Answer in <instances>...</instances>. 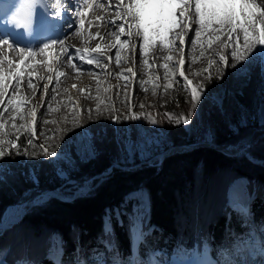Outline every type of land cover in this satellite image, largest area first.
<instances>
[{"label": "trees", "instance_id": "1", "mask_svg": "<svg viewBox=\"0 0 264 264\" xmlns=\"http://www.w3.org/2000/svg\"><path fill=\"white\" fill-rule=\"evenodd\" d=\"M261 77L262 65L258 62L245 85L234 87L227 81L222 103L205 94L206 99L202 98L199 106L193 107L202 118V129L212 127V141L226 147L233 140L240 147H246L242 138L249 131L252 142L248 149L252 155L263 159L264 130L261 125L254 123L248 131L242 130L238 134L232 128L241 111L254 110ZM180 81L183 83V79ZM177 96L191 107L185 96L179 93ZM160 119L171 144L187 145V149L175 150L153 163L141 162L135 169H125L116 165V159L122 157L121 129L110 120L101 129L103 136L97 134L94 137L93 142L99 150L96 155L89 159L75 155L71 177L80 183L94 178L98 183L94 190L78 194L72 200L51 195L50 199L33 204L37 193L49 189L59 191L63 185L51 160L41 158L39 182H35L22 162H14L9 155L0 158V164L4 165L0 171V252L6 251V257L12 262L24 257L37 263L47 262L50 261L47 253L53 235L58 234L66 253L85 237L92 236L93 244L101 243V240L110 242L118 256H127L131 247L132 216H124L123 223H119L114 209L122 206L131 191L141 187L148 191L151 215L168 231L159 239L161 249L165 247L172 254L175 247L202 249L206 242L213 246L221 238L225 223L236 233L251 228L250 221L229 202V185L240 176L248 177L249 189L256 196L253 216L264 224V164L252 161L246 154H227L205 143L191 147L203 138L182 125L173 124L163 115ZM131 128L134 135L138 134L137 119L132 120ZM16 137H19L17 142L25 144L23 135ZM104 171L108 173L99 181L98 174ZM25 202L31 209L20 220L3 228L6 208ZM127 205L126 209L132 215L133 205L129 202ZM107 213L112 217L111 229L104 225L103 217Z\"/></svg>", "mask_w": 264, "mask_h": 264}, {"label": "rangeland", "instance_id": "2", "mask_svg": "<svg viewBox=\"0 0 264 264\" xmlns=\"http://www.w3.org/2000/svg\"><path fill=\"white\" fill-rule=\"evenodd\" d=\"M75 1V0H74ZM81 1V0H80ZM107 9L111 8L109 5L104 4ZM264 6V4H262ZM85 5L81 7V10H84ZM112 9H114L112 7ZM115 10V9H114ZM75 11V10H74ZM106 12V10L104 11ZM179 15V13H177ZM193 19H195L193 17ZM93 23H90V28L92 27ZM198 27V25L191 24V29L193 31H189L188 35L184 37L185 40V46L183 49V53H181L179 41H177L176 45L174 46L172 51H169L167 48V55L172 56V60H164L161 64V67H163V64L167 63L169 65V72L175 73L174 75H170L169 72H166L165 69L162 73H160L157 70H154L152 72L147 71V67L142 68L141 71L144 73L143 76L140 79H136L135 74L131 78V76L128 74L125 79V90L123 92H119L117 88L120 86L118 79L114 75H109V86L108 91L102 94L101 101L99 103H96V105H88L89 111H92L93 109H96L99 113L97 116H95L92 120H87L84 114V111L81 107V98H75L72 100V110H74V121L72 122L69 127H67L66 118H63V115L61 113H58L59 119L57 121H52L51 127L54 129H48L44 128L41 132L37 131L35 128V138L33 140V137L31 134L27 132V130L21 131L20 129L23 128L24 125L28 124V121L24 118L29 119V116H23L24 118H21L20 113H29L30 112V99L26 96V89L27 85L25 86L23 81L18 88H16V94L19 97L24 98L25 104L20 109V112L18 113L13 108H9L8 111L0 113V120H2L4 123L8 125L5 129V133L0 134V139H15V136L17 134L23 135V140L25 141V144H20L17 142L21 149L20 154H16L15 152H12L9 154L10 158L16 163L23 164V166L28 167L30 176L35 182H39L38 177V170L40 167V160L42 157L51 160V162H54L56 165V173L57 175L63 179V185L60 188V193L67 190L74 191L78 188L76 184L79 182L77 178H72L70 174V170L72 165L74 164L76 160V156L78 155L81 159H89L91 157H94L96 153L99 151L97 145L93 142L95 135H101L103 136V133L101 129L108 121H114V119H118V122H115L120 126V132H119V138L122 142V149L120 155L122 157L117 158L118 162L116 161V165H119L125 169L133 168L140 166L141 162L148 161L150 163H153L154 160L159 157L158 155L167 149L173 147L171 144V140L169 139L168 131L167 129H162L161 127V119L160 117L163 115L166 117L167 120L172 122L173 124L182 125L187 131H191L193 134L197 135L199 138H203L199 144L203 143H209L210 140H212V127H206L205 129H202L203 122L201 116H199L198 109H194L193 106L196 105V107L199 106V101L202 99H199V101L194 105L192 101L191 94L188 90H186L183 86V83L180 81V79H183L179 76V71L183 70L185 72V75L188 77L189 80L192 81V86H202L204 89L203 95L208 94L211 95V97L216 100L218 103H222V101L225 98L226 95V83L227 81L230 82V84L234 87H238L241 85H245L251 76L252 69L255 67L256 63L260 62L262 65V77L260 79L259 89H258V95L255 100V108L254 110H248L247 112L241 111V113L236 116L234 123L232 124V128L236 134L241 133V131H248L250 126H252L254 123H258L261 125V129L264 130V63H262L260 58H257L252 63H249V61L252 59L251 56H249L247 59L242 61L241 63H236L230 53H231V44L228 40L227 35H222L221 40L213 43V45L209 48L206 43L202 42L198 43L194 48L191 47V40L194 37V29ZM177 32L180 31L179 28L175 29ZM115 31V30H113ZM97 32V31H96ZM95 32V36H96ZM63 35V34H62ZM61 35V36H62ZM65 35V34H64ZM59 36L57 39H65V36ZM90 35L92 37V33L90 32L87 35V39H91L92 43L96 39L94 37L90 38ZM61 37V38H60ZM166 37L169 39L170 34H167ZM86 39V38H85ZM126 40L127 37L123 36L121 37V40ZM159 38H157L158 41ZM135 42H137L136 38H134ZM73 42V41H72ZM113 40L107 39V41L103 43H107V47L104 50H101L104 53V57H114V53L116 51V47H113L114 44H112ZM46 43V40L41 42L37 46V51L35 57H29V64L33 63L34 58H41L43 59V62H40L39 64H43L45 62V59L48 60V57L43 55V53L39 52V49L43 47V45ZM225 43L229 44L228 48H225ZM240 43L242 45V35L240 39ZM72 44V43H71ZM204 44V48H203ZM78 44L74 43V46L76 47ZM93 45V44H92ZM108 45H112L111 49L108 50ZM64 42L63 44L58 43L57 49L54 50L55 53L61 51V49L64 48ZM23 47V46H22ZM73 47V45H72ZM260 46H257L256 49H254L253 55L255 54V51L259 49ZM88 49L89 48H85ZM130 49V54L132 56L135 54ZM129 49L125 48L121 51V54L123 56L127 57V53H129ZM36 50V49H35ZM34 50V51H35ZM212 50V52H211ZM154 51V50H153ZM12 52V51H11ZM47 52V51H46ZM63 50L61 51V53ZM45 53V52H44ZM93 53V52H92ZM153 53H149V66H157L158 62L153 57ZM64 55L67 54V51L63 53ZM225 55L228 59V63L230 65H234L231 67H225L223 64L219 61V55ZM13 56V53L9 54V56ZM43 55V56H42ZM108 55V56H107ZM49 56V55H48ZM93 56H96V53H93ZM167 56V57H168ZM65 58V61L69 59L70 56H62ZM68 57V58H66ZM134 57V56H133ZM9 59V57H7ZM77 58V57H76ZM99 58V57H98ZM183 58L185 60L184 66L179 68L176 65V61ZM12 60L15 63L17 59L16 57H12ZM72 61V60H71ZM107 62H109L107 60ZM135 62L134 60L129 63L128 67V73L134 71L136 72V68H131L132 64ZM51 63V62H49ZM34 65H38V63H33ZM85 63H81V65H84ZM212 65L211 68H209V65ZM87 65V71H89V65ZM27 66V64H26ZM55 70L57 69L58 72H61V68H59L57 65ZM91 67L95 70H98V68L93 64ZM237 68H240L241 71H237ZM77 69V68H76ZM207 69V72L205 71ZM54 70V72H55ZM26 69L24 70V72ZM52 71V69H51ZM46 71L41 72L42 77L40 82L45 81L43 74L47 77V74L49 72L50 77V85L54 81V72L53 77L51 78L52 72ZM147 71V73H145ZM78 72V69L76 70ZM22 73V70H21ZM31 73V71H30ZM35 71H32L31 73V79L35 78ZM133 73V72H132ZM44 79V80H43ZM37 81V80H36ZM130 82V83H129ZM78 82L71 81V83H68L71 87H76L78 89ZM147 83H150L151 86L147 87ZM29 84V82L27 83ZM129 84V87H128ZM171 85V87H169ZM33 86V81H32ZM133 86H137L139 96L141 98V105L138 107L136 103H134L133 100V93L132 89ZM36 92H40V83H37L35 85ZM81 95H84L83 91L85 89V85H82L81 87ZM117 90V91H116ZM13 88L11 87V94L5 97L4 105H0V109H2L7 104V99L10 98L12 95ZM105 91V90H103ZM116 93V94H115ZM123 93V94H121ZM182 94L186 97L187 103H191V107H188V105L181 101V98L177 96V94ZM86 101V98L84 99V102ZM257 101V102H256ZM189 113H191L190 118L188 119L187 123L182 122V118H188ZM40 117L43 115V112L40 113ZM135 114L136 116L140 117L138 118V126L140 131L138 134L134 135L132 133V120L131 118ZM170 114V116H169ZM196 114V115H195ZM198 115V116H197ZM15 117V119H13ZM46 117V115H45ZM47 118V117H46ZM36 119V120H38ZM48 119V118H47ZM155 120V123H152L150 121ZM158 120V121H157ZM177 120H181V122H176ZM15 124L16 127H12V124ZM123 123L126 125L124 126ZM82 126H90V131L88 132V136L90 138L91 146L94 148V155L89 156L87 152V147L83 146L82 143L79 141V132L78 128ZM244 128V129H243ZM70 137H75V139L72 141V143L69 145V147L65 150V145L69 141ZM55 141V139H57ZM252 139V133L248 131V134H245L242 138V142L245 144L246 147H242L240 151L237 150L236 146L228 147L227 152L233 153L236 150V153L234 154H245L246 152L250 157L253 158L252 161L259 162L261 164H264V158H258L252 155V152L248 149L251 144ZM29 140H33V144H28ZM55 141V142H54ZM231 144L236 145L235 141L230 140ZM51 145V143H53ZM221 148H223V145L220 143H217ZM46 149L49 151V147L51 150H57L58 155L60 156L62 150H64V156L60 159H49L45 156L44 151L42 150ZM5 148H11L10 145L5 144ZM177 151L183 150L182 148H185L184 146L175 145L174 146ZM227 148V147H226ZM225 148V149H226ZM27 149V153L25 154L24 150ZM137 151V152H136ZM229 154V153H228ZM246 154V155H247ZM247 155V156H248ZM258 160V161H257ZM25 163V165H24ZM137 165H134V164ZM133 165V167H131ZM4 165L0 164V171L3 170ZM108 173V171H104L101 174H98L99 181L102 180V178L105 177V175ZM100 175V176H99ZM240 178V179H239ZM237 179V180H236ZM239 179V180H238ZM236 180V181H235ZM247 176H240L235 178L231 184L229 185V188L233 186L236 182H238L239 185H241V195L243 197L249 198V203L252 199H255V194L251 191L249 192V181ZM235 181V182H234ZM98 181H95L94 178H88L85 182L86 186H83L81 189L72 192L73 194H65L71 196L72 198L78 194L85 193L88 191L94 190L96 187ZM82 184V183H81ZM68 186V187H65ZM235 186V185H234ZM236 187V186H235ZM237 188V187H236ZM229 191V189H228ZM239 192V190H238ZM237 192V193H238ZM51 193V192H50ZM60 195V194H59ZM230 195L231 190H230ZM50 199V194H45L41 198L36 199L34 201V204H36L39 201H45ZM128 202L133 205L132 209V215L131 213L126 209L128 206ZM27 203H21V204H14L11 206H8L4 212V222L10 223L13 222L17 214L21 212L24 215L26 212L31 209L29 205H26ZM13 208L12 214L8 213L9 209ZM107 210V209H106ZM115 215L118 218L119 223H123L124 216H132V226H134V223H137V228L140 227V220L143 223V230L147 231L146 234H152L153 233V227H156L155 234L148 236L144 239L143 245V253L146 255H151L150 260H159L166 261V262H175L177 255H183V257L186 259L187 254H190L192 257L197 256V249L196 248H187L185 246L182 247H175L172 254H169L168 249L164 247V249H161V245L159 244V239L167 234L166 226L162 225L160 222L156 220L151 215V204L150 199L148 195V191L146 188L141 187L134 191H131L127 196L125 201L122 203V206H119L114 209ZM19 213L18 215H20ZM104 218V225L107 229H111L112 227V217L109 215V213L105 214ZM4 224V225H5ZM251 228L248 229V231H240L239 233H236V230L229 227L227 223L224 225L223 234L220 239L216 240L215 244L213 246L209 245V243H205L203 246L204 254H206L210 249L215 255L222 257L223 254L229 250V247H226L227 242L231 245H236L238 240H245L247 239V243L252 242L255 245L261 244L264 241V236L261 237V235H264V224L255 221L251 218L250 221ZM262 228L263 230L256 229V227ZM133 227H131V232ZM254 229V230H253ZM143 231V232H144ZM253 231V232H252ZM253 234L252 240L248 239V236ZM91 237H85L83 240V243L80 246H77L73 249L74 255L72 257H68L65 254L64 248H63V242L62 239L58 236V234L53 235V242L52 246H50V249L48 250L47 257L50 260H53L50 255H52V251L54 249L53 245L55 246H61L63 250V259L64 262L72 263L74 260L80 259L81 256H84L86 252H88V255L85 256L86 260H91L92 264L98 263V261L102 258H104V264L108 263V260L113 259L116 262H119L121 264H130L131 260V248L129 250V255L126 260H123V257H119L115 254V251L111 245L110 242L102 241L100 244H93L91 241ZM261 240L256 242V240ZM245 238V239H244ZM132 239V235H131ZM264 243V242H263ZM86 244L88 245V249H85ZM153 244V246H152ZM93 245V246H92ZM264 245V244H263ZM53 247V248H52ZM244 248V247H243ZM108 249V250H107ZM146 249L150 250L148 253H146ZM240 251V250H239ZM243 252V251H242ZM241 253V251L239 252ZM252 253H254L252 251ZM4 254H6V251H1L0 256L1 259L4 262ZM242 254V253H241ZM177 256V257H176ZM158 257V258H157ZM66 258V259H65ZM23 259H26L27 261H32V259H28L24 257ZM225 259V258H224ZM230 257L228 258V260ZM10 260V259H9ZM138 260V258H137ZM148 260V261H150ZM222 260V259H221ZM226 260L225 262H227ZM54 261V260H53ZM67 261V262H66ZM224 261V260H223ZM221 261V264H224L225 262ZM1 262V261H0ZM10 263L17 264L16 260L14 262L9 261ZM36 262V261H35ZM56 262V261H55ZM107 262V263H106ZM22 263V262H20ZM37 263V262H36ZM4 264V263H3ZM6 264V263H5ZM26 264V263H25ZM29 264V263H28ZM32 264V262H30ZM37 264H45L43 262H39ZM74 264V262H73ZM112 264H115L113 262ZM117 264V263H116ZM165 264V263H163Z\"/></svg>", "mask_w": 264, "mask_h": 264}, {"label": "snow or ice", "instance_id": "3", "mask_svg": "<svg viewBox=\"0 0 264 264\" xmlns=\"http://www.w3.org/2000/svg\"><path fill=\"white\" fill-rule=\"evenodd\" d=\"M35 4H43V0H24V5L15 14L11 15L9 22L15 27L30 28L34 23L35 27H38V22L33 16L31 19L23 15V9L25 6ZM104 4H108L111 7V0H84L85 9L77 10L76 15L79 18V25L76 26L75 31L78 33L79 28L84 23V17L88 11H96L101 9ZM56 7V5H54ZM116 19H110L108 23L115 29L111 33L115 37L116 43L119 45L118 50L115 53V60L117 63L121 62L122 57L120 52L125 48L131 46V50L134 52L136 48V42L134 38L140 39V51L144 57V64L149 65V52L150 49L157 46V38L161 46L167 47L169 51H172L177 41H179L181 53L185 46L184 37L188 35L191 29V24L198 25L194 29V37L191 40V47H195L198 43L203 42L210 48L213 43L220 41L222 35H227L231 44V57L236 63H241L249 56L252 59L249 63H252L257 58H260L264 63V6L258 4L256 0H116L115 3ZM179 13V15H177ZM7 14V13H5ZM43 14V12L41 13ZM193 17L195 19H193ZM102 17H97V20ZM179 28L177 32L175 29ZM170 34V38L166 39V35ZM242 35V45L240 43ZM122 36H126V40H121ZM63 44L60 40H51L49 43H45L43 47L39 49V52L44 53L49 48L55 46V44ZM7 46L10 51H17L20 56V62L23 63L25 57H34L37 53L32 48H23L14 45L10 39L0 38V47ZM260 46L253 55L254 49ZM116 47V44L113 45ZM229 44L225 43V48H228ZM77 53H80V49H76ZM94 52L96 56H93L92 51L88 49L83 50V55L80 59L83 63L88 65L95 64L100 66L101 60L98 57L104 56L101 51V47L98 45ZM59 55V54H57ZM74 57L70 56L69 61ZM109 62L110 57H105ZM167 60H172V56H168ZM219 61L225 67H231L228 63V59L225 55H219ZM7 64L8 67H0V105H4L5 97L8 95L9 88L12 87V95L7 99V104L0 109V113L8 111L9 108H13L18 113L24 106L25 100L22 97L17 96L16 88L21 83V70L19 65L6 56L0 53V65ZM185 64L183 58L176 61V65L182 69ZM74 68L75 64L72 65ZM211 64L209 68H211ZM163 68L166 72H169V65L163 64ZM51 70V69H50ZM207 72V69L205 70ZM237 71H241L237 68ZM170 75L175 73L169 72ZM64 73L58 72L57 77L63 76ZM121 76H125V73H121ZM179 76L183 78V86L191 94L193 104L195 105L199 99L206 97L203 96L204 89L202 86H192V81L188 79L183 70L179 71ZM15 80V85H12V81ZM29 84H32L31 77L29 78ZM171 87V85H169ZM44 92H47L45 87ZM48 110L51 111L49 105ZM23 116H30L32 124H26L21 131L27 130L32 135L33 140L35 138V122L37 119V112L35 109L30 113H20ZM182 118V122L187 123L190 118ZM170 116V114H169ZM138 119L140 117L133 114L131 117ZM15 119V117L13 118ZM114 122H118V119H114ZM155 123V120L150 121ZM176 122H181L177 120ZM12 127H16L13 123ZM8 127L6 123L0 120V134L5 133V129ZM87 131V130H86ZM81 135V134H77ZM19 137L15 139H0V158L15 152L21 153V149L17 144ZM75 137H70L69 141L65 145V150L69 147ZM33 140H29L28 144L32 145ZM8 144L11 148H5L4 145ZM45 155H56V153H48L46 149H43ZM89 156L94 155L93 146L87 147ZM25 154L27 149L24 150ZM64 156V150H62L60 159ZM57 252V264H60L59 255Z\"/></svg>", "mask_w": 264, "mask_h": 264}, {"label": "bare ground", "instance_id": "4", "mask_svg": "<svg viewBox=\"0 0 264 264\" xmlns=\"http://www.w3.org/2000/svg\"><path fill=\"white\" fill-rule=\"evenodd\" d=\"M49 1L51 4L52 11L57 17V29H58V32H61L59 35L61 36L62 34L63 35L65 34L64 35L65 39H63L64 40L63 42H64V45L66 46H64L65 49H61V51L63 50L62 53L61 51L57 53L54 52V50L57 49V46H58V43H57L55 44V46L46 50L47 52L43 53V55L48 57V60L45 59V62L43 64H39L40 62H43V59L34 58L33 63H38V65H34L33 63L29 64V60H30L29 57H25L23 63H21L20 62L21 58L17 51L11 52L7 48V46L0 47V53H2L3 56L9 57V59L11 60H12V57H16L17 59L16 62L18 63H15V64L19 65L20 70H22L21 78L23 79L25 86L27 85L26 96L30 99V102H29V104L31 105L30 112L33 111V109H35L37 112V119L40 117L41 115L40 113L43 112V115L41 116V118L36 120L35 125H34V128H36L37 131L41 132L44 128L54 129L53 127H51V123H53L52 121L55 122L59 119L58 117L59 114H57V112L61 113L64 119L66 118L67 127H69V125H71L72 122L74 121V118H72L74 116V110H72V100L77 97L81 98L80 104H81L82 110L84 111L86 119L92 120L99 113L97 112L96 109L89 111L88 105L91 104L95 106L96 103H99L101 101L102 94L109 90L108 89L109 75H114L118 79L120 86L117 88V90L119 92L124 93L125 86H126L125 79L128 74L131 76V78L135 74L136 79L138 80L144 74L141 71V69L145 67H147V71H150V72L154 70H157L160 73L163 72L164 68L161 67V64L163 63L162 61L166 60L168 55H167V47L161 46L159 43V39L157 41V46L150 49V52H149V53L154 52L153 57L158 62L157 66H149V65L144 64L143 62L144 57L142 56L141 51H140V39L138 37L136 38L137 42H136L135 54L133 55L134 57L132 56V54H130L129 48L131 46H129L128 47L129 53H127V57L126 56L124 57L123 54H121L120 52L122 60L119 63L116 62L115 53L118 50L119 45L116 43L115 37L111 35L113 30L115 29L108 23L110 19H116V13L114 10L116 0H111V8L109 9H107L106 6L104 5L99 10L86 12V15L84 17V23L79 28L78 33L75 31L76 26L79 25V18L77 17L76 12L77 10L82 9L81 7L84 6V0H81V1L80 0H75V1L74 0H49ZM256 2L260 5L264 4V0H256ZM54 5H56V7H54ZM112 7L114 9H112ZM105 10L106 12H104ZM97 17H102V19L97 20ZM90 23L91 24L93 23L91 28H90ZM194 25H197V24L194 23ZM90 32L92 33V37L96 38L93 41V43L91 39L89 38L87 39V35ZM95 32H96V36H95ZM92 37L90 35V38ZM124 37L125 36H123V38ZM0 38H5V37L0 35ZM110 38L113 40L112 44H116V51L114 53V57L111 58L110 62H107L104 56L99 57L98 59L101 60L100 66L97 67L94 64L98 68V70L93 69L91 65H89V71H90L89 73L86 68L87 67L86 63L84 65H81L83 61L80 59V57L83 55V50L85 48H89V51H92L93 53H95L94 49L98 45L101 47V50H104L107 47V43L105 44L103 42L107 41V39H110ZM165 38L168 39L167 37ZM51 40L60 41L62 39H57V37H52V38H49L46 41V43H49ZM40 43L41 42H38L35 48L33 49V50L36 49L35 52L38 50L37 46ZM74 43L78 45L75 47ZM13 44L17 45L18 47H22L19 44H15L14 42ZM111 47L112 45H108V50L111 49ZM23 48H26V47H23ZM203 48H204V44H203ZM76 49H80L81 52L77 53ZM65 51H67V54L64 55L63 53ZM11 53H13V56L11 55L9 56V54ZM62 56H73L74 59L72 61H69V59L65 61V58ZM134 58H135V62L132 64L131 68H136L137 71L136 72L132 71L133 73L132 72L128 73V67H129L128 64L131 63V61L134 60ZM73 64L76 65L75 68L72 66ZM54 65H57L59 68L62 69L61 72L64 73L63 76H60L59 78L57 77L58 70L57 69L55 70L56 66ZM0 67L7 68L8 65L3 64V65H0ZM76 68L78 69V72H76L77 70ZM25 69L26 71L24 72ZM50 69H52V71ZM30 71L31 73L32 71H35L34 73L35 78H32L33 86L32 84L31 85L27 84L29 82V78L32 76ZM46 71L52 72L51 78L53 77V72H54V81L51 85H50L49 72L47 74V77L43 74L45 81L40 82L41 77H42L41 72H46ZM147 71H145V73H147ZM121 73H125L126 75L121 76L120 75ZM23 81L21 80V83ZM71 81L78 82L77 83L78 89H76V87L69 86L68 83H71ZM37 83H40V90H41L40 92H36L35 85ZM12 85L13 86L15 85V80L12 81ZM82 85H85V89L83 91L84 95L80 94L82 92L80 88ZM150 86L151 84L147 83V87H150ZM45 87H47V92H44ZM128 87H129V84H128ZM131 89L133 93L134 103H136L137 106L139 107L142 102H141V98L138 93L137 86L136 88L135 86H133V88ZM10 94H11V87L9 88V92H8V95ZM85 98H86V101L84 102ZM49 105L51 106V111L48 110ZM45 115L48 119L45 117ZM21 118H24V117L21 116ZM24 119L28 121V124L33 123L30 116H29V119L27 118H24ZM90 130H91L90 126H82L78 128V131H77L79 132V134H81L79 135V141L85 147L91 144L90 138L88 136V132ZM57 140L58 138L55 139V141ZM54 142L51 143V145L54 144ZM233 146L235 145L233 144ZM185 147H188V146L186 145ZM238 147L240 146L238 145ZM182 149L184 150L186 148H182ZM225 150L227 151L228 147ZM237 150L240 151L241 149L237 148ZM47 152L56 153V155H45L49 159H56L59 156L58 151L51 150L50 147H49V151ZM228 153H231V152H228ZM233 153H236V150ZM240 187L241 185H239L238 182L233 184L231 188V194L233 197L236 195L239 196L242 194ZM13 211H14L13 208L9 209L8 213L12 214L14 213ZM21 212L14 213V214H17L18 216V214ZM140 222L141 224L139 228H137V223L135 224V227H134V237H133V242H132L130 264H163V263L165 264H221V261L224 260L223 262H225L226 260H228L229 257L230 259L224 264H264V245H263L264 241L262 242V245L260 243L255 245L252 242L247 243V239L245 238H244L245 240L243 239L238 240L236 245L229 246L230 244L227 242L226 247H229L230 251L225 252L222 257L215 255V253H213L210 249L206 254L198 255V257H190L181 262L178 261V258L180 256H183L181 254L177 255L178 257L176 256L177 257L176 261L173 263H171L172 261L166 262V261L161 260L160 262L159 260H155V259L150 260L151 255L150 254L146 255L143 253V247H145L143 245V242L146 237L155 234L154 229H156V227H153V233L151 235L150 234L147 235L146 232L148 230L144 231L142 228L143 226L142 221L140 220ZM256 229H260V228L257 226ZM260 230H263V229L261 228ZM252 236L253 234L251 233V235L248 236V239L252 240L253 239ZM263 236L264 235H261V237ZM261 237L260 239L256 240V242L260 241ZM53 247L54 249L52 251V255L50 256L54 260L55 264H57V257H56L57 252L61 253L59 255L60 264H73V263L64 262L63 250L60 245L55 246L54 244ZM85 249L86 250L88 249L87 244L85 246ZM239 250L241 251L242 254L239 253L240 252ZM149 251L150 250L146 249V253H148ZM252 251L254 253H252ZM87 255H88V252H86L84 256H81L80 259H77L76 261H74V264H92L90 259L89 260L85 259V256ZM0 259H1V256H0ZM104 260L105 259L102 258L98 261V263L96 262V264H104ZM0 261H1L0 264H3V263L12 264L9 262L5 254H4V262L3 260H0ZM30 262H32V264H37L34 261H27L26 259H19L17 260L16 263L17 264H25V263L30 264ZM113 262H115V264L116 263L121 264L119 262H116L113 259L108 260V263L107 262L106 263L112 264Z\"/></svg>", "mask_w": 264, "mask_h": 264}, {"label": "water", "instance_id": "5", "mask_svg": "<svg viewBox=\"0 0 264 264\" xmlns=\"http://www.w3.org/2000/svg\"><path fill=\"white\" fill-rule=\"evenodd\" d=\"M198 144H199V143L192 144L191 147L197 146ZM216 144H217V143H216ZM217 145H218V144H217ZM218 146H219V145H218ZM175 149H176L175 147H171V148L167 149L166 151L160 153L158 156H159V157H164L165 155L170 154L171 152H173ZM257 161H258V160H257ZM239 179H240V178H239ZM236 180H237V179H236ZM236 180H235V181H236ZM235 181H234V182H235ZM23 216H24V214L21 213L20 215H18V216L16 217L15 221L18 220V219H20V218H22Z\"/></svg>", "mask_w": 264, "mask_h": 264}]
</instances>
